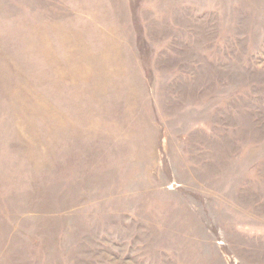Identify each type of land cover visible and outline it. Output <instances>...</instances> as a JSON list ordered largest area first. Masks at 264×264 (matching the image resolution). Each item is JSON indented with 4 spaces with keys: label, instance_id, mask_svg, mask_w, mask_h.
Returning <instances> with one entry per match:
<instances>
[{
    "label": "rangeland",
    "instance_id": "1",
    "mask_svg": "<svg viewBox=\"0 0 264 264\" xmlns=\"http://www.w3.org/2000/svg\"><path fill=\"white\" fill-rule=\"evenodd\" d=\"M0 264H264V0H0Z\"/></svg>",
    "mask_w": 264,
    "mask_h": 264
}]
</instances>
